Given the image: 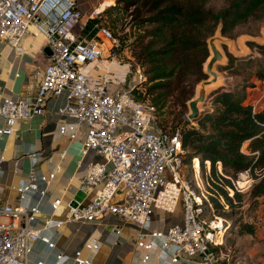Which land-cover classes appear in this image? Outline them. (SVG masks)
Returning <instances> with one entry per match:
<instances>
[{
    "label": "built area",
    "instance_id": "2783aa9c",
    "mask_svg": "<svg viewBox=\"0 0 264 264\" xmlns=\"http://www.w3.org/2000/svg\"><path fill=\"white\" fill-rule=\"evenodd\" d=\"M30 28L51 54L42 68L35 70L40 81L33 95H0V135L12 134L18 121L42 115L48 97L65 95L58 114L75 119V133L81 139L77 161L82 169L80 186L94 191L88 202L76 206L67 203V219L93 223L109 215L145 227L155 211L174 214L180 209L179 220L161 235L160 248L167 255L190 264H236L226 247L233 232L231 221L214 212L208 182L194 162L197 156L191 158L190 180L184 177L181 130H162L155 106L148 98L136 95L145 81L139 69L117 87L109 85L107 72L95 82L82 73L84 65L112 58L111 48L117 43L114 33L96 23V34L89 39L82 37L84 23L76 0H0V42L16 47ZM39 179L44 183L41 190ZM47 183L33 161L24 186L17 187L18 203H0V264H30L32 244L49 242L35 225L39 208L21 203L24 190L43 195ZM253 183L250 169L239 172L233 180L234 188L241 192ZM57 206L52 203L53 208ZM205 208L211 214L208 219ZM3 217L10 221L3 222ZM16 221H20L18 226ZM49 224L46 220L45 225ZM120 231V227L115 228L116 235ZM62 260L58 255L57 264ZM77 263L83 261L78 259Z\"/></svg>",
    "mask_w": 264,
    "mask_h": 264
},
{
    "label": "crops",
    "instance_id": "0c3cea01",
    "mask_svg": "<svg viewBox=\"0 0 264 264\" xmlns=\"http://www.w3.org/2000/svg\"><path fill=\"white\" fill-rule=\"evenodd\" d=\"M76 5L82 12V37H93L97 32L96 23L111 29L109 17L106 16V21L102 19L105 12L110 13L118 8L114 0H76ZM117 47L118 40L111 48L112 58L104 57L81 67L90 82L97 81L105 72L112 87L126 82L129 64L121 54L116 53ZM45 48L42 39L32 28L16 47L0 42L1 96H30L37 91L40 77L34 74L49 56ZM250 82L251 86L246 89V102L252 104L255 110L263 109L264 80L252 77ZM65 102L64 94L48 97L42 115L18 121L12 134L0 135V203H18L17 187L24 186L33 161L39 174L46 176L48 181L43 195L36 191H23L21 203L39 208L35 225L49 238L48 243L39 240L32 244L29 263L57 264L58 255H62L61 264H80L77 263L78 259L83 261L81 264H190L171 258L160 248L161 235L169 225L179 220L180 209L174 214L155 211L152 222L145 227L132 222L124 223L109 215L93 223H77L67 219V203L73 200L78 204L88 202L94 197V191L82 190L80 186L82 169L77 161L81 158V139L75 133V119L58 114V109ZM38 186L40 190L44 186L40 179ZM53 202L57 203V208L52 207ZM260 216L252 221V217L246 219L245 215L244 220L256 226L254 235L248 236L264 246V216ZM1 220L9 222L10 218L3 217ZM46 220L49 226L45 225ZM19 223L16 221V226ZM116 227L121 228L117 235ZM232 235V247L239 249L238 258L243 259L247 253L241 251L240 242L246 236L235 232ZM260 259L264 260V256Z\"/></svg>",
    "mask_w": 264,
    "mask_h": 264
},
{
    "label": "trees",
    "instance_id": "16d2710c",
    "mask_svg": "<svg viewBox=\"0 0 264 264\" xmlns=\"http://www.w3.org/2000/svg\"><path fill=\"white\" fill-rule=\"evenodd\" d=\"M207 1L114 0L130 16L132 23L143 28L141 50L149 65L146 73L151 85L147 90L154 94L150 102L156 108V119V105L167 92L154 93L155 89L167 87L163 80L181 65L180 57L190 58L191 54L200 53L196 62L201 69L208 56L206 39L219 22L222 34L231 35L239 24L255 16L259 10L264 11V0H235L219 13L207 10ZM255 46L264 58V44ZM248 62L258 67L253 77L264 80V67H259L260 63L264 66V60L255 58ZM224 68L231 69V65ZM231 70L234 75L235 69ZM238 90L226 88L212 93L211 108L197 121L198 127H187L188 123L175 127L181 130L182 147L188 153L186 160L198 157L200 171L208 182V199L214 212L229 219L237 235H254L255 224L238 214L244 205V193L250 189L237 191L233 180L239 172L250 169L253 178L259 179L251 186L254 187L251 194H264V108L255 110L246 102L245 88ZM158 126L162 130L174 128L162 123Z\"/></svg>",
    "mask_w": 264,
    "mask_h": 264
},
{
    "label": "rangeland",
    "instance_id": "374dc122",
    "mask_svg": "<svg viewBox=\"0 0 264 264\" xmlns=\"http://www.w3.org/2000/svg\"><path fill=\"white\" fill-rule=\"evenodd\" d=\"M234 1L235 0H208L205 3V8L211 12L219 13L224 9L229 8ZM103 15L105 19L103 18L102 20L106 21V16L109 17L108 20L109 26L111 28L110 30L114 33L115 37L118 40V47L115 48L116 53L121 54L123 56V60L129 64L130 70L128 74L129 76L127 78H130L132 76V73H135V70L138 69L145 77V81L141 82L138 86L136 95L140 98H148L149 100H151V97L154 94L150 93V95L148 93L147 89L148 87H150L151 82L148 81L149 75L146 73V71L149 69V65L146 61H144L141 50V43L144 40L142 38L143 28H139L134 23H132L130 16H128L127 13L123 11L119 5L117 9H114L110 13L105 12ZM218 32L222 37L228 40L236 41L237 38L240 37L255 39V41L252 42H245L249 54L238 56H234L229 52L228 44L219 42V47L224 53L225 58L222 62H217L214 66L215 70L223 77L224 86L222 87V89L233 88L243 91L245 88L246 91L247 87L251 86L250 81L253 77L254 71L257 70L258 67L256 65L253 66V63H249L248 61L251 59L254 60L255 58L264 60L261 54L257 51V47L255 46L256 44H264V42H261L259 40L260 37L264 38L263 10H259L258 12H256L255 16H252L246 22L239 24L231 35L222 34L221 23L219 22L214 32L206 39L208 56L203 61L201 69H199L196 62V60L199 61L200 59V53L191 54L190 58H185L184 56L180 57L181 65L177 66L175 72L172 73L170 77H167L163 80L164 84H166L167 87L155 89L154 93L167 92V94H165L166 96H164L156 105L158 123H162L170 128L177 125L185 126L186 123H188L187 127H198L197 121H190L187 118V114L189 112L187 103L193 96H195L199 83L202 80L208 78V75H206L204 71V64L210 56L208 39ZM230 58H232L233 61H230ZM228 65H231V69H235L234 75L231 72V69L224 68ZM259 67L264 66L260 63ZM216 90H214L213 88L212 90H210V100L212 97V93H214ZM176 98H179V100H176ZM210 106V101L208 100L201 107L202 116L204 115L205 111H208L211 108ZM187 157L188 153L184 151L182 173L184 177L190 180L192 174L191 159L187 161ZM258 182L259 179H254L253 185ZM253 189L254 187H251L249 192L244 193V205L238 214L241 215L243 219L245 218V215H247L246 219L252 217L251 220L256 221L259 215H261L260 217L264 216V194L261 196H253L251 194ZM209 214L210 212L207 208H205L206 219L210 217ZM232 230L233 229H231V232ZM234 232L235 229L232 233ZM232 233L226 240V247L232 251V261H234L236 264H264V260L260 259L264 256V246L262 245L263 243L250 238V236L248 235H244L246 237H243L241 239L240 245L242 248H240L243 253H247V256L243 257V259H240L237 255L239 249L237 250L232 247ZM254 241L255 243H253ZM256 242L260 243L258 245H255Z\"/></svg>",
    "mask_w": 264,
    "mask_h": 264
},
{
    "label": "water",
    "instance_id": "95a60500",
    "mask_svg": "<svg viewBox=\"0 0 264 264\" xmlns=\"http://www.w3.org/2000/svg\"><path fill=\"white\" fill-rule=\"evenodd\" d=\"M246 41H255V39H251V38H244V37H240L237 38L236 41L234 40H228L224 37H222L219 32L215 33L213 36H211L208 39V47L210 50V56L208 57L206 63L204 64V71L205 74L208 75V78L202 80L196 90V94L195 96H193L189 101H188V108H189V112L187 114V118L190 121H199L201 119V114H202V110L201 107L209 100L210 101V90H212V88L214 90L218 89H222V87L224 86V81H223V77L220 73H218L214 66L217 62H222L225 58L224 53L222 52V50L219 47V42L228 44L229 46V52L232 53V55L234 56H238V55H247L249 54V51L246 47L245 42ZM216 42L218 44V47L216 46ZM238 49V50H237ZM44 51L50 55L51 51L49 49V47H46L44 49ZM218 89V90H219ZM217 91V90H216ZM72 206H76L77 203L76 201H72Z\"/></svg>",
    "mask_w": 264,
    "mask_h": 264
},
{
    "label": "bare ground",
    "instance_id": "6f19581e",
    "mask_svg": "<svg viewBox=\"0 0 264 264\" xmlns=\"http://www.w3.org/2000/svg\"><path fill=\"white\" fill-rule=\"evenodd\" d=\"M259 40L261 41V42H264V38H259ZM216 46L218 47V44H217V42H216ZM219 48V47H218ZM194 162H196L197 164H198V162H197V159H194Z\"/></svg>",
    "mask_w": 264,
    "mask_h": 264
}]
</instances>
